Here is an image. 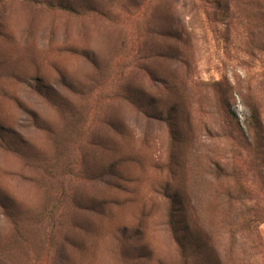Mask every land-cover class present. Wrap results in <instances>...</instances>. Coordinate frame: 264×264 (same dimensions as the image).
<instances>
[{"label":"rangeland","instance_id":"1","mask_svg":"<svg viewBox=\"0 0 264 264\" xmlns=\"http://www.w3.org/2000/svg\"><path fill=\"white\" fill-rule=\"evenodd\" d=\"M54 1L0 2V264H264V0Z\"/></svg>","mask_w":264,"mask_h":264},{"label":"trees","instance_id":"2","mask_svg":"<svg viewBox=\"0 0 264 264\" xmlns=\"http://www.w3.org/2000/svg\"><path fill=\"white\" fill-rule=\"evenodd\" d=\"M29 1L44 4V5H47L48 7L61 8V9H65L68 11H75V8L72 5H70L68 3H64V2H55L54 0H29ZM0 2H1V0H0ZM169 223H170V227L172 228L173 235L176 236L177 235V225H176V222L174 220L173 214L170 217ZM256 236L259 237L258 234ZM254 247H255V249L258 250L257 253L259 255L264 256V244H261V243L259 244V243L255 242Z\"/></svg>","mask_w":264,"mask_h":264}]
</instances>
